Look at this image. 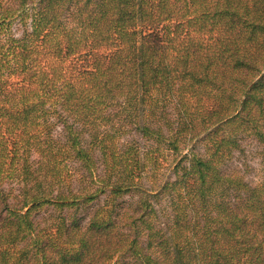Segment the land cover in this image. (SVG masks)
Masks as SVG:
<instances>
[{
  "label": "trees",
  "instance_id": "trees-1",
  "mask_svg": "<svg viewBox=\"0 0 264 264\" xmlns=\"http://www.w3.org/2000/svg\"><path fill=\"white\" fill-rule=\"evenodd\" d=\"M0 264H264V0H0Z\"/></svg>",
  "mask_w": 264,
  "mask_h": 264
},
{
  "label": "rangeland",
  "instance_id": "rangeland-1",
  "mask_svg": "<svg viewBox=\"0 0 264 264\" xmlns=\"http://www.w3.org/2000/svg\"><path fill=\"white\" fill-rule=\"evenodd\" d=\"M13 33L15 34L16 37H19L21 34V29H19V25L18 24H14L13 25ZM38 66H36L37 68ZM22 77L16 76V75H12L9 80L10 83H15L16 82H20ZM14 85V84H13ZM8 88H11L8 87ZM60 131V129H53L52 130V135L54 137H58L61 136L58 134V132ZM131 133H127L126 135H124L122 137V139L125 138H129L131 137ZM261 146L258 144V142L253 139L252 137H244L241 140V147L239 149H234L231 158L227 161V167L229 168V170H233V169H237L240 171L241 174L244 175L245 180L248 181L251 184H256L258 183V181L261 179V174H262V154H261ZM38 158V153L36 152H32L31 153V159H37ZM72 165H75V160H70L66 166V172L68 171V169H71L70 175L72 176V180L74 183H72L73 186H76L77 184V179H76V173L74 172V170H72ZM168 163H164V166L162 168V170L164 171V175L162 174L161 179H170L173 180L174 179V175L171 174V170L167 169ZM101 169V166H100ZM169 177V178H168ZM159 182H161V180H159V175H157L155 180H150L147 176L142 179V184L143 186H145L146 188H156L159 185ZM1 188L6 192V195L8 196L10 202L15 203L17 197H15V195L18 194L19 189V182H17L16 180H5L4 182L1 183ZM157 185V186H156ZM152 192V193H156ZM137 193L135 194H126V198L131 202L133 200V198H136ZM158 199L165 197V195L163 193L160 194L159 196V192H158ZM107 202L106 199V195L105 194H101V196L98 198L97 202L95 201L94 204V208L91 211V214L94 212V210L96 208H100L105 210L106 206L105 203ZM156 208L158 210L159 215L162 214L163 211V207H165V202L164 200L161 201V203L157 202L154 199ZM168 210V209H167ZM45 213H48V211L46 210H41L35 213L38 222L41 226H43L45 224ZM86 214L90 215V211H86ZM161 218L165 220L164 215H161Z\"/></svg>",
  "mask_w": 264,
  "mask_h": 264
}]
</instances>
